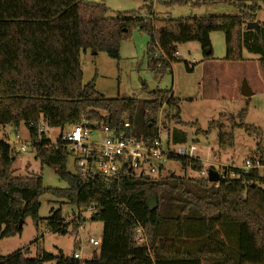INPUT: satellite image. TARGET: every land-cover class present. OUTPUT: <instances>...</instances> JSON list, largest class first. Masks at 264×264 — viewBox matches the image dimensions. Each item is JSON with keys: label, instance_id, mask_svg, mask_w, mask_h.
I'll use <instances>...</instances> for the list:
<instances>
[{"label": "trees", "instance_id": "1", "mask_svg": "<svg viewBox=\"0 0 264 264\" xmlns=\"http://www.w3.org/2000/svg\"><path fill=\"white\" fill-rule=\"evenodd\" d=\"M231 2L237 16L157 20L149 8L148 17L127 12L109 18L103 4L82 0H0V127L24 126L40 166L53 168L67 185L49 189L40 175L14 176L13 150L6 139L0 140V239L20 234L19 223L27 218L36 229L43 223L47 233L64 235L68 229L76 233L85 222L81 212L94 207L90 220L102 223L100 246L84 264H264V175L257 168L247 172L232 168L233 178L227 170L213 185L198 177L203 170L198 159L169 154L168 162L197 176L161 177L165 167H160L149 178L96 177L83 182L76 172L66 171L69 155L64 144L46 140L41 131L43 126L61 130L95 122L151 145L159 139L161 122L165 128L171 122L181 124L179 100L171 91H149L142 84L144 99H106L93 81L82 84L81 54L103 52L118 60L120 43L132 29L148 37L145 56L152 72L171 69L177 45L196 42L209 57L211 53H204L210 50L209 35L220 32L224 60L242 61L243 50L256 55L264 78V22L258 23V33L246 29L264 0ZM243 115L238 114L236 127L254 139L260 154L262 132L245 125ZM229 120L233 125L234 118ZM211 130L217 132L219 154L232 150L233 128L225 131L221 122H211L207 131L197 129L194 135L206 136ZM214 186L217 193L210 196ZM45 193L64 200L61 206L75 208L79 216L64 222L58 208L40 219L38 199ZM152 197L157 207L150 212L146 201ZM137 229L142 231L140 245L135 241ZM27 252L0 256V264L81 263L73 258L75 252L64 256L42 251L35 258H28Z\"/></svg>", "mask_w": 264, "mask_h": 264}, {"label": "rangeland", "instance_id": "2", "mask_svg": "<svg viewBox=\"0 0 264 264\" xmlns=\"http://www.w3.org/2000/svg\"><path fill=\"white\" fill-rule=\"evenodd\" d=\"M83 2L100 3L107 9V17L114 18L118 13L135 12L140 17L151 15L157 20H178L186 18L237 16L238 9L231 0H82ZM146 1V2H145ZM152 2V3H151ZM257 23L264 22V4L255 16ZM209 57L203 55L200 45L196 42L176 46V61L171 69L164 74L152 72L147 68L146 48L148 37L137 29H132L128 38L119 46V59H110L105 53L93 55L89 51L80 56L82 84L93 81L95 90L106 99L135 98L144 99L141 92L142 84L149 91H171L179 100L181 124L171 122L167 128L162 125L159 140L163 150L185 149L186 155H193L203 165L202 169H215L231 172L232 168L241 169L246 160L254 166L259 165L258 173L264 175V150L260 154L256 150V142L242 129L236 127L240 120L238 114L243 111V123L259 128L262 132L261 146L264 149V78L262 76L259 57L242 51V61L227 62L224 60V35L212 32L209 35ZM207 56V55H206ZM246 83L252 92L248 98L240 95V88ZM222 119H220L221 117ZM234 118L231 125L229 118ZM162 120V119H161ZM211 122H221L225 131L233 128V148L226 153H218L217 132L211 130L206 136L194 135L197 129L207 131ZM42 127L46 140L54 143L61 133L67 131ZM16 135L24 142L25 150L20 151L14 143ZM5 139L13 150L14 176L26 177L40 175L42 185L49 189H65L66 183L59 179L55 170L48 166H40L39 161L30 147L27 130L24 126L18 129L1 128L0 140ZM262 159V162H261ZM66 171L74 174V161L70 156L65 165ZM228 170V171H227ZM174 173L178 177H196L189 170L183 171L177 162H168L161 177ZM38 217L45 219L50 210L61 208L62 216L72 218L76 209L61 206L64 200L55 199L49 194H42L39 199ZM85 222L76 233L67 230L66 234L47 233L42 223L35 228L30 218L24 221L20 234L0 239V256L7 257L18 250L27 249V257L35 258L44 251L56 255L61 252L71 256L75 252L80 260L91 258L95 248L88 239L100 238L102 223L94 222L91 213L81 212ZM40 240L35 243V239ZM76 244V245H75ZM44 264H53L46 262Z\"/></svg>", "mask_w": 264, "mask_h": 264}, {"label": "built area", "instance_id": "3", "mask_svg": "<svg viewBox=\"0 0 264 264\" xmlns=\"http://www.w3.org/2000/svg\"><path fill=\"white\" fill-rule=\"evenodd\" d=\"M177 55L176 51L174 56ZM157 56H159L158 53ZM124 128H129L128 123L124 124ZM57 140L64 144L68 155L73 158L75 172L83 182L96 177L110 181L122 176L127 178L141 175L156 176L160 167H166L169 154L196 159L193 155H186L185 149L182 147L176 151L163 150L159 139L151 145H147L141 138L119 135L115 130L95 122L82 121L77 125L70 126L66 132L59 135ZM14 143L19 145L20 151L25 150L24 142L20 140L18 135H16ZM214 168L201 170L198 177L207 178L209 170L215 171L220 179L226 176L225 171L222 170L221 173L217 171L220 170V166ZM252 168H254L252 162L246 160L239 170L247 172ZM256 168H259L258 164ZM227 176L229 178L234 177L232 173ZM86 212L92 214L95 212V208L90 207L86 209ZM78 216L79 213L76 211L71 219L69 217H63V219L64 222H69ZM80 216L82 217L81 214ZM141 238L142 231L137 229L135 241L138 245L143 242ZM87 243L97 249L100 246V238H89ZM78 257H80L78 254L73 256L74 259H78ZM78 260L81 262L80 264H84L83 260Z\"/></svg>", "mask_w": 264, "mask_h": 264}, {"label": "water", "instance_id": "4", "mask_svg": "<svg viewBox=\"0 0 264 264\" xmlns=\"http://www.w3.org/2000/svg\"><path fill=\"white\" fill-rule=\"evenodd\" d=\"M246 29L249 31H255L256 33H258L259 25L257 22H249L246 24ZM204 53L205 55L208 56L210 54V50H205ZM240 95L245 98H248L252 95V92L250 91L248 85L245 82L242 84L240 88ZM146 178H149V177H146ZM207 181L210 184L217 185L220 181V177L215 171L209 170L208 175H207ZM215 193H217V186H214L210 189L209 195L211 196ZM146 206L150 212L154 211L157 207L156 199L154 197L149 198L146 201ZM21 226H22V222L19 223V228Z\"/></svg>", "mask_w": 264, "mask_h": 264}]
</instances>
